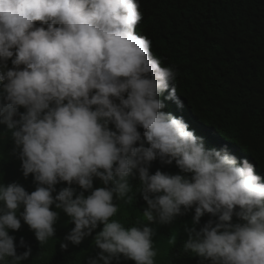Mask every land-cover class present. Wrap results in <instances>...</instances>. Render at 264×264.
Here are the masks:
<instances>
[{"label":"clouds","instance_id":"9594fccd","mask_svg":"<svg viewBox=\"0 0 264 264\" xmlns=\"http://www.w3.org/2000/svg\"><path fill=\"white\" fill-rule=\"evenodd\" d=\"M142 17L139 0H0V124L36 183L31 194L0 184V264L31 255L23 238L17 255L8 232L21 227L19 207L43 246L55 233L53 204L75 225L64 238L73 245L103 224L94 238L102 251L87 264H118L120 254L156 264L152 223L175 217L188 223L183 251L201 264H264V169L195 112L175 67L139 29ZM130 175L140 181L143 221L124 227L110 218L119 210L114 196L132 201ZM93 177L106 187L52 195L61 181L92 189Z\"/></svg>","mask_w":264,"mask_h":264},{"label":"trees","instance_id":"16d2710c","mask_svg":"<svg viewBox=\"0 0 264 264\" xmlns=\"http://www.w3.org/2000/svg\"><path fill=\"white\" fill-rule=\"evenodd\" d=\"M139 4L143 14L139 29L146 33L161 60L175 67L178 89L188 97L195 112L245 145L264 169V0H139ZM7 63L11 69V58ZM137 130L143 133L141 127ZM144 146L150 145L144 141ZM13 148L11 131L0 124V184L15 182L31 194L36 190L33 174L24 177L21 160ZM151 163L155 172L161 171L157 160ZM167 174L173 175L171 167ZM129 181L132 201L121 203L114 196L113 202L119 210L110 222L116 219L124 227L125 224L141 226L136 224L137 220L143 221L138 208L144 203L140 181L131 175ZM54 187L53 197L61 189L71 187L74 199L81 192L87 197L91 191L106 186L93 177L89 190L64 181ZM50 210L58 213L55 233L41 246L34 230L20 218L23 206L19 207L17 217L21 227L8 232L14 237L17 255L26 251L19 246L21 238L31 248V255L20 264H87L89 258H98L102 250L95 245L94 238L102 231L103 224H98L79 245H73L64 239L75 227L71 218L55 204L50 205ZM181 219L191 217L185 214ZM184 227V222L177 221L167 232L162 229L154 233L156 264H201V258L183 251L187 240L182 239ZM175 233L178 235L171 245L168 241ZM62 243L68 244L67 249L60 247ZM112 264L117 261L114 259ZM118 264H135V261L120 254Z\"/></svg>","mask_w":264,"mask_h":264},{"label":"rangeland","instance_id":"374dc122","mask_svg":"<svg viewBox=\"0 0 264 264\" xmlns=\"http://www.w3.org/2000/svg\"><path fill=\"white\" fill-rule=\"evenodd\" d=\"M228 137V136H227ZM179 221L176 217L174 218V220L169 223V224H161L159 222H153L152 225H153V230H154V233H159L161 232L162 229H164L165 232H167V230L172 227L174 225L175 222ZM185 224V227L188 226V223H184ZM184 227V228H185ZM174 238H175V235H178L177 233L173 234ZM184 237H187V233L185 232L184 234Z\"/></svg>","mask_w":264,"mask_h":264}]
</instances>
